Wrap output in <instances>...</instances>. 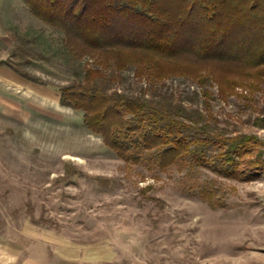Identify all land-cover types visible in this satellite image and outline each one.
I'll use <instances>...</instances> for the list:
<instances>
[{
    "label": "rangeland",
    "instance_id": "rangeland-1",
    "mask_svg": "<svg viewBox=\"0 0 264 264\" xmlns=\"http://www.w3.org/2000/svg\"><path fill=\"white\" fill-rule=\"evenodd\" d=\"M88 64L25 0H0V264H264V170L236 178L126 161L60 102ZM96 82L210 131L257 137L252 154L264 153V87L226 95L179 75L153 83L135 66Z\"/></svg>",
    "mask_w": 264,
    "mask_h": 264
},
{
    "label": "trees",
    "instance_id": "trees-1",
    "mask_svg": "<svg viewBox=\"0 0 264 264\" xmlns=\"http://www.w3.org/2000/svg\"><path fill=\"white\" fill-rule=\"evenodd\" d=\"M44 23L64 32L74 56L95 58L83 82L60 87V102L126 161L167 169L210 167L236 178L264 170L261 141L226 135L185 120L147 99L108 92L96 82L107 69L135 66L157 83L185 76L218 83L223 94L264 87V0H25ZM207 92L210 93L209 90ZM195 125V126H194ZM257 125L264 127V117ZM201 133L190 138L187 131ZM194 144V145H193ZM209 145L217 147L209 154Z\"/></svg>",
    "mask_w": 264,
    "mask_h": 264
}]
</instances>
